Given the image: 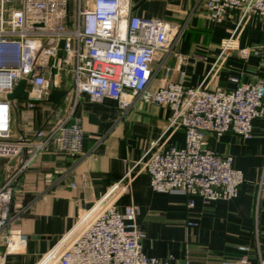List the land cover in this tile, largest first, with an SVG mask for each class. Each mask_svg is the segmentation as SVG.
Returning <instances> with one entry per match:
<instances>
[{
    "label": "built area",
    "instance_id": "built-area-1",
    "mask_svg": "<svg viewBox=\"0 0 264 264\" xmlns=\"http://www.w3.org/2000/svg\"><path fill=\"white\" fill-rule=\"evenodd\" d=\"M204 4L215 21H221L227 10L239 12L212 71L222 52L232 46L240 25L250 16L264 17V0H205ZM133 6V0H0V158L26 154L0 185V232L17 216L11 213V204L17 178L27 163L50 144L71 154L82 150L84 130L73 109L30 136L13 128V117L21 104L34 110L47 101L53 88L65 87L75 100L82 95L95 101L114 100L121 111L135 100L167 106L170 114L165 132L181 127L185 140L181 147L165 149L156 147L157 140L150 142L143 168L152 190L183 194L188 208L194 206L195 196L207 202L236 195L243 182L241 170L234 166L231 155L207 148L205 137L232 131L243 139L251 138L252 120L263 113V80L243 82L232 77L236 86L231 90L208 89L203 81L196 87H184L181 82L168 81L173 68L162 62L166 84L151 88L155 56L174 47L179 30L163 18L133 13ZM238 52L246 56L249 49ZM175 55L180 71L187 56ZM22 79L27 98L9 99L7 95ZM141 161L129 167L111 191L37 264H191L187 258L171 263L143 252L137 205H126L122 212L112 204L102 207L114 189H125L121 183ZM256 184L259 197L264 190V156ZM26 241V234L9 229L0 264H9L7 254L23 250ZM239 249L247 251L244 246ZM219 264H264V257L253 261L242 255Z\"/></svg>",
    "mask_w": 264,
    "mask_h": 264
},
{
    "label": "crops",
    "instance_id": "crops-1",
    "mask_svg": "<svg viewBox=\"0 0 264 264\" xmlns=\"http://www.w3.org/2000/svg\"><path fill=\"white\" fill-rule=\"evenodd\" d=\"M205 0H141L134 3L133 13L167 20L178 30V40L170 51L158 52L152 64L155 75L151 88L166 84L164 70L172 67L168 81L196 87L202 81L208 89H233L231 80L264 82V17L250 16L232 37V46L222 52L239 18V12L227 10L221 21L209 18ZM248 48L246 56L239 49ZM175 53L187 56L177 68ZM65 89V87H60ZM81 119L83 146L74 155L50 144L20 172L15 184L11 213L16 218L0 232V252L9 229L27 235L23 250L9 253V264H37L45 254L74 228L78 220L102 200L135 162L142 159L121 184L102 203L112 204L122 212L124 206L139 208L137 224L144 233L142 250L162 261L191 264H219L225 259L246 255L249 260L264 257V190L257 196V180L264 156L263 113L252 120V137L243 139L232 131L207 134L204 145L219 154L233 157L241 170L243 182L235 196L204 202L195 196L188 208L186 197L179 193L152 190L143 158L150 142L157 148L181 147L185 135L181 127L165 132L170 114L165 105L147 104L140 100L121 111L111 99L92 100L82 95L77 100L67 92L59 104L40 102L34 110L21 104L13 117V128L30 136L40 127H49L70 110ZM26 154L0 160V185ZM71 184H75L74 187ZM192 223V224H191ZM244 246L247 251H241Z\"/></svg>",
    "mask_w": 264,
    "mask_h": 264
},
{
    "label": "water",
    "instance_id": "water-1",
    "mask_svg": "<svg viewBox=\"0 0 264 264\" xmlns=\"http://www.w3.org/2000/svg\"><path fill=\"white\" fill-rule=\"evenodd\" d=\"M63 46V40L59 42V47L61 48ZM67 91L65 89H57L53 88L50 90L48 96H47V101L54 103V104H59L61 99L66 95ZM9 99H26L27 98V91H25V80L22 79L18 82L14 90L7 95ZM76 155V154H74ZM3 158H0L2 160ZM15 159L13 158L11 160V164H15ZM20 178V175L18 176L17 179ZM12 208V204H11Z\"/></svg>",
    "mask_w": 264,
    "mask_h": 264
},
{
    "label": "rangeland",
    "instance_id": "rangeland-1",
    "mask_svg": "<svg viewBox=\"0 0 264 264\" xmlns=\"http://www.w3.org/2000/svg\"><path fill=\"white\" fill-rule=\"evenodd\" d=\"M141 0H133V3H138V2H140Z\"/></svg>",
    "mask_w": 264,
    "mask_h": 264
}]
</instances>
